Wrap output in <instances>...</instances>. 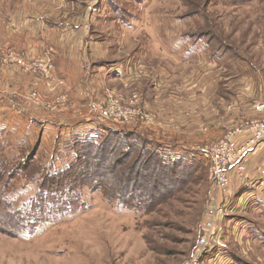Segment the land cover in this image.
<instances>
[{
    "label": "rangeland",
    "instance_id": "rangeland-1",
    "mask_svg": "<svg viewBox=\"0 0 264 264\" xmlns=\"http://www.w3.org/2000/svg\"><path fill=\"white\" fill-rule=\"evenodd\" d=\"M63 24L85 29L98 45L93 52L87 48V76L75 89H62L56 80L55 42H63ZM0 31V39L20 42L14 47L0 41V70L5 65L26 81L21 89L8 84L9 94L31 116L56 127L51 134L40 127L30 138L17 122L0 128V264H190L196 258V264H264V206L241 209L234 187L232 208L200 255L214 175L211 158L193 152L247 120L235 119L240 103L256 112L264 102V0H0ZM41 33L46 41L38 42L35 34ZM67 48L72 44L64 42L59 51ZM10 53L27 64L51 54V75L5 62ZM222 54L227 56L217 59ZM210 58L218 65L204 61ZM222 90L227 95L219 97ZM34 93L43 102L66 95L67 103L47 110L35 103ZM111 99L115 118L101 114L112 107ZM252 115L249 120L260 116ZM221 119L227 122L222 130ZM79 124L91 130L77 133ZM110 132L132 134L167 165L178 157L192 161L187 175L178 174L184 182L168 192L160 186L150 197L145 187L143 200L126 202L113 196L123 192L124 181L117 178L114 186L93 175L78 186L82 207L69 216L37 225L26 219L45 175L76 162V140L96 135L101 141ZM90 149L89 159L95 147ZM136 156L133 151L121 169Z\"/></svg>",
    "mask_w": 264,
    "mask_h": 264
},
{
    "label": "trees",
    "instance_id": "trees-1",
    "mask_svg": "<svg viewBox=\"0 0 264 264\" xmlns=\"http://www.w3.org/2000/svg\"><path fill=\"white\" fill-rule=\"evenodd\" d=\"M224 56L227 55L222 54L217 58L222 59L225 58ZM95 136H85L76 140L77 146L80 147H76V162L74 164L57 173L49 172L48 175H45L37 195L31 200L29 208L24 212L26 219L30 218L32 223L37 225L40 222L58 221V219L69 216L76 209L82 207V204L77 206L81 200L77 191L78 186L87 185L89 183L88 178L93 175L103 180H111L114 186H117L119 183L117 178H120V182L124 181V185H121L123 192H118L113 196L118 195L121 200L126 202L136 200L140 202L144 199L143 189L145 187L149 188L150 197L154 194V190L160 186L165 192H168L172 185L182 184L185 179L180 180L178 174L180 176L187 175L190 169L188 167L193 164L186 158L178 157L177 160H173L167 165L164 157L159 154L160 152H150L146 150L145 146L140 147L133 139V135L129 133L110 132L101 141H97ZM120 143H122V150L116 154V149ZM92 147H95V151L89 159L87 158V151L90 152ZM35 150H32L31 155H29V160H32ZM133 151L137 153L136 158L130 166L121 169L120 166L126 163ZM1 164L4 167L9 166V162L5 160ZM184 165L185 167H183ZM136 191H138L137 195L133 193ZM64 194L66 196L61 198ZM45 200L47 201L45 202Z\"/></svg>",
    "mask_w": 264,
    "mask_h": 264
},
{
    "label": "crops",
    "instance_id": "crops-1",
    "mask_svg": "<svg viewBox=\"0 0 264 264\" xmlns=\"http://www.w3.org/2000/svg\"><path fill=\"white\" fill-rule=\"evenodd\" d=\"M35 22L33 21L34 24ZM39 22H43V21L40 18L37 19L38 29L39 30L42 29L43 33L46 34L47 32L46 25L45 24L43 25L42 23ZM30 24L31 22L27 23L29 27ZM74 28L75 29H72V24L70 25L63 24L60 28L62 30L64 37L62 38L63 42L57 41L55 42L56 46L54 45L57 49V52H59L56 54V62H57L56 80L59 82V84H61L62 89L64 87L75 89L77 86H79L81 78L87 76L88 69L85 63L87 56L86 50L90 46V49L93 52L97 50L98 47V45H95V42L90 41L86 38L87 32L85 29L83 30L81 27L78 26ZM0 33L3 32L0 31ZM44 34L42 33L40 34L42 38L39 35L35 34V39L38 42L46 41ZM9 38L3 37V39H0V41L1 43L7 42V43L15 44L14 47L17 46L16 44L20 43L17 41L16 38H10V39ZM64 42L66 43V45L72 44L73 49L67 48V52H65V50L64 53L60 52L59 49L64 48ZM88 55H90V53ZM204 61L209 62L212 65H218V61L216 59L210 58V59H204ZM10 83L12 84L13 89L15 88L21 89V87L25 85L26 81L18 77L16 74H14L11 71V69L3 65L2 70H0V128L2 129H4L5 127L11 128L9 126L15 125L17 122V125L24 126V129L27 128L26 136L28 138L34 135V131L39 132L40 127L41 130H47L51 134L56 127L54 128L50 124V122L46 121L45 119L31 116L28 112H26L25 109L22 107V105L19 104L20 100L17 97H12V94H9L10 91L12 90L8 85ZM74 93L75 92H73V98H75ZM224 93H225L224 90H222V93L219 95V97L224 96ZM225 94L227 95V93ZM239 98L241 99V96ZM240 107L243 108V116H241V111L239 110ZM235 110L237 115L235 119L237 120L240 119L249 120L251 119L250 115L252 113L254 115V116L252 115L253 117L257 115V113L254 112L252 108L251 109L247 108L245 111L243 103H240V106L236 107ZM246 116L249 117L247 118ZM20 119H22L21 124L20 122H18L20 121ZM224 120L225 119H221V121L219 122L220 124L219 126H221L220 127L221 130L223 129L222 127H224L225 123H227L224 122ZM90 127L88 124L85 125L79 124L76 127H73V129L75 128L76 129L75 131H77V133L79 131L87 132L88 130H91ZM17 131L18 133H20L19 130ZM44 134H46V131ZM240 140L243 141L244 137H240ZM177 150L178 149L176 148V151ZM233 187L234 190H236L235 194L237 193L236 195L237 196L239 195L238 200L240 206L239 205L237 206H239L241 209L248 206L249 203L255 206L258 205L264 206V139L258 142L248 153L247 161H246V170L244 172V175L242 176V178L233 177ZM231 206L232 204H230L228 208L231 209L232 208Z\"/></svg>",
    "mask_w": 264,
    "mask_h": 264
},
{
    "label": "built area",
    "instance_id": "built-area-1",
    "mask_svg": "<svg viewBox=\"0 0 264 264\" xmlns=\"http://www.w3.org/2000/svg\"><path fill=\"white\" fill-rule=\"evenodd\" d=\"M4 59L7 63L27 66L28 69L39 71L47 77L51 75L53 68L51 54L47 53L37 58L33 57L29 64L17 53H10ZM32 98L36 104L41 105V108H47V110L64 107L67 103L66 95H58L56 99H50L47 102L41 101L37 93H34ZM111 103L112 107L109 108L108 106L106 109H101V114L115 118L117 106L113 99H111ZM92 107L93 109L98 108L96 105H92ZM255 110L260 115L257 119L246 120L213 145L193 149V152L211 158L214 175L211 200L204 218V231L199 241L200 255L203 254L204 247L209 243L213 231L217 228V222L224 217L228 206L231 204L234 196V175H244L248 153L258 142L264 139V102L257 103ZM240 137H244V140H240ZM196 262L198 263V258L190 264H196Z\"/></svg>",
    "mask_w": 264,
    "mask_h": 264
}]
</instances>
